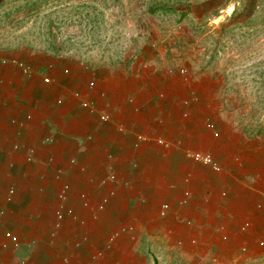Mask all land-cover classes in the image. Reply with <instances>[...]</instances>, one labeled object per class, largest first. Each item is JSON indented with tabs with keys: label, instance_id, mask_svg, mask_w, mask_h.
Masks as SVG:
<instances>
[{
	"label": "crops",
	"instance_id": "0c3cea01",
	"mask_svg": "<svg viewBox=\"0 0 264 264\" xmlns=\"http://www.w3.org/2000/svg\"><path fill=\"white\" fill-rule=\"evenodd\" d=\"M182 26L97 65L52 48L40 60L0 49V264H264V126L221 72L198 68L192 41L176 40ZM11 60L30 74L2 62ZM194 151L221 171L192 161ZM127 224L136 241L121 237L91 260Z\"/></svg>",
	"mask_w": 264,
	"mask_h": 264
},
{
	"label": "rangeland",
	"instance_id": "374dc122",
	"mask_svg": "<svg viewBox=\"0 0 264 264\" xmlns=\"http://www.w3.org/2000/svg\"><path fill=\"white\" fill-rule=\"evenodd\" d=\"M177 24L198 68L221 72L227 91L244 94L251 123L264 126V0H0V49L40 60L55 48L97 65L174 38Z\"/></svg>",
	"mask_w": 264,
	"mask_h": 264
},
{
	"label": "built area",
	"instance_id": "2783aa9c",
	"mask_svg": "<svg viewBox=\"0 0 264 264\" xmlns=\"http://www.w3.org/2000/svg\"><path fill=\"white\" fill-rule=\"evenodd\" d=\"M126 48H128V44H126L125 46ZM4 64L5 63H10V65H12L13 67L19 68L25 75H29L31 70L30 67L27 66L25 63H23L22 61H17V60H11V61H2ZM182 73H184L183 71H181ZM45 81H48V78H44ZM94 86V80H90L88 82V87L92 88ZM60 102V101H58ZM83 106H87L86 103L82 104ZM182 116L185 118L187 117V113L183 112ZM29 116H27L28 118ZM107 119V116L105 114H100L99 115V120L100 121H105ZM15 148H17V145L14 146ZM188 156L191 158L192 161L196 162V163H200L206 166L211 167L215 172H220L221 171V166L220 164H218V162H216L214 160V158L208 154V153H204V152H200V151H194V152H189ZM110 180H114L115 176L114 175H110L109 176ZM13 190L11 189L9 191V193H12ZM222 195H224V192H221ZM57 199L62 202L65 198V191L61 190V192L57 193L56 195ZM108 201L107 197H103L100 202L94 207L95 210H102L104 205L106 204V202ZM258 209H262V205L258 204L257 205ZM168 210V204L163 203L160 205L159 208V213L160 215H164L166 213V211ZM1 215L2 212H0V221H1ZM53 216H54V221L52 222V228L50 230V234L52 237H55L58 230L61 228V224H62V220L64 218V214L62 212V206L59 203L54 209H53ZM189 223V222H188ZM251 224L250 222H244L241 227H240V231L241 232H246L249 228H250ZM126 237V239L129 242H134L136 241L137 238V231L135 230L133 225L127 224V225H122L120 227H118L116 230L112 231L108 238L105 241V244L102 248H99L98 250L94 251L91 254V260L93 261H97L98 259H102L104 258V256L106 255L107 251H110L113 244L115 243V241H117L118 239H120L121 237ZM6 239L9 241L11 247L16 248L19 246V239L17 238V236L13 235V234H7ZM182 242H178V244H181ZM189 244L191 246H195L197 244V240L195 238H190L189 239ZM258 245L261 247H264V239L260 240L258 242ZM7 243L2 244V248H6ZM8 247V246H7Z\"/></svg>",
	"mask_w": 264,
	"mask_h": 264
},
{
	"label": "trees",
	"instance_id": "16d2710c",
	"mask_svg": "<svg viewBox=\"0 0 264 264\" xmlns=\"http://www.w3.org/2000/svg\"><path fill=\"white\" fill-rule=\"evenodd\" d=\"M52 49H55V48H52Z\"/></svg>",
	"mask_w": 264,
	"mask_h": 264
}]
</instances>
